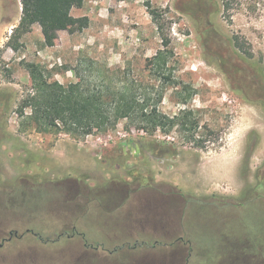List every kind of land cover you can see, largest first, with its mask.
Returning <instances> with one entry per match:
<instances>
[{
    "label": "rangeland",
    "instance_id": "obj_1",
    "mask_svg": "<svg viewBox=\"0 0 264 264\" xmlns=\"http://www.w3.org/2000/svg\"><path fill=\"white\" fill-rule=\"evenodd\" d=\"M71 15L88 26L46 45L34 25L14 50L20 3L0 0V264H264V0H85ZM162 38L185 106L149 71ZM23 63L62 85L147 87L151 103L163 86L158 110H192L197 143L127 120L38 132L19 111Z\"/></svg>",
    "mask_w": 264,
    "mask_h": 264
},
{
    "label": "trees",
    "instance_id": "obj_2",
    "mask_svg": "<svg viewBox=\"0 0 264 264\" xmlns=\"http://www.w3.org/2000/svg\"><path fill=\"white\" fill-rule=\"evenodd\" d=\"M85 0H19L21 16L16 28L8 40L14 50L19 40L28 34L34 25L40 28L46 45L57 39L58 33L77 26L84 29L88 18H74L73 9L81 8ZM231 0H220L224 9H229ZM152 21L157 23L159 15L146 4ZM168 40L162 38V49L151 59L149 71L152 76L176 90L178 103L185 106L193 97L192 90L182 86L172 78L168 67L171 51ZM169 54V55H168ZM30 79V90L20 102L22 115L29 111L25 121L41 133L63 132L73 138H84L92 133H105L115 129L118 122L127 120L137 124V129L149 135L156 132L168 135L174 129L184 134L187 141L197 143L198 122L192 110L180 109L173 116H167L158 110L162 101L163 86L157 88V98L151 103L147 87L137 97L134 85L124 83L120 87L102 86L90 88L81 82L62 85L52 80L51 73L37 63H23ZM155 87V86H154ZM152 87L151 89H154ZM166 87V86H165ZM201 143H199L200 145ZM197 145V144H196Z\"/></svg>",
    "mask_w": 264,
    "mask_h": 264
},
{
    "label": "flooded vegetation",
    "instance_id": "obj_3",
    "mask_svg": "<svg viewBox=\"0 0 264 264\" xmlns=\"http://www.w3.org/2000/svg\"><path fill=\"white\" fill-rule=\"evenodd\" d=\"M11 235H12V233H10V236H11ZM4 242H5V239L2 240V243H4ZM1 246H2V244H0V247H1ZM84 246H85V247H89V245H87L86 243L84 244ZM134 246H136V244H135ZM99 247H102V248H103L102 245H98V246L96 247V249L98 250ZM103 250H105V249L103 248Z\"/></svg>",
    "mask_w": 264,
    "mask_h": 264
},
{
    "label": "water",
    "instance_id": "obj_4",
    "mask_svg": "<svg viewBox=\"0 0 264 264\" xmlns=\"http://www.w3.org/2000/svg\"><path fill=\"white\" fill-rule=\"evenodd\" d=\"M15 236H17V234H15Z\"/></svg>",
    "mask_w": 264,
    "mask_h": 264
}]
</instances>
